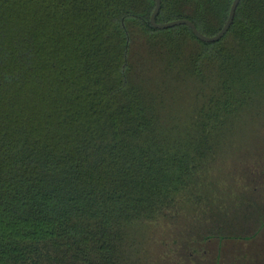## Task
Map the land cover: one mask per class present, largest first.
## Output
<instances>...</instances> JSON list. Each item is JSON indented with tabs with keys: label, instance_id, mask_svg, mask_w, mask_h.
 <instances>
[{
	"label": "trees",
	"instance_id": "trees-1",
	"mask_svg": "<svg viewBox=\"0 0 264 264\" xmlns=\"http://www.w3.org/2000/svg\"><path fill=\"white\" fill-rule=\"evenodd\" d=\"M231 3L160 0L156 22L214 36ZM153 7L0 0V264H152L164 226L200 204L221 131L254 121L264 0H241L207 44L153 29Z\"/></svg>",
	"mask_w": 264,
	"mask_h": 264
},
{
	"label": "rangeland",
	"instance_id": "rangeland-1",
	"mask_svg": "<svg viewBox=\"0 0 264 264\" xmlns=\"http://www.w3.org/2000/svg\"><path fill=\"white\" fill-rule=\"evenodd\" d=\"M251 110L256 113L251 126L237 123L221 131L222 157L200 177V204L190 200V216L164 226L171 230L165 229L161 243L148 248L152 264H209L200 254L207 256L218 244L222 254L216 264H264V161L248 159L262 145L264 133L254 128L264 121V98L255 99ZM257 228L258 235L247 239Z\"/></svg>",
	"mask_w": 264,
	"mask_h": 264
},
{
	"label": "water",
	"instance_id": "water-1",
	"mask_svg": "<svg viewBox=\"0 0 264 264\" xmlns=\"http://www.w3.org/2000/svg\"><path fill=\"white\" fill-rule=\"evenodd\" d=\"M240 1L241 0H232L226 21H225L224 25L222 26V28L219 30V32L214 36L209 37V36H205V35L201 34L196 29L195 25L187 19H178V20H174L171 22H167V23H157L156 18L158 16V13L160 10V0H154V7H153V10L149 16V24L155 30H165V29H169V28H173V27H177V26H182V25L187 26L191 30L194 37L197 40H199L200 42H203L206 44L207 43H215V42H218L229 30V28L233 22V18L235 15L236 8H237Z\"/></svg>",
	"mask_w": 264,
	"mask_h": 264
},
{
	"label": "flooded vegetation",
	"instance_id": "flooded-vegetation-1",
	"mask_svg": "<svg viewBox=\"0 0 264 264\" xmlns=\"http://www.w3.org/2000/svg\"><path fill=\"white\" fill-rule=\"evenodd\" d=\"M260 228H257L251 235L247 236V239H253L258 235ZM222 254V244H218L207 254V260L209 264H216L219 262L220 255Z\"/></svg>",
	"mask_w": 264,
	"mask_h": 264
}]
</instances>
